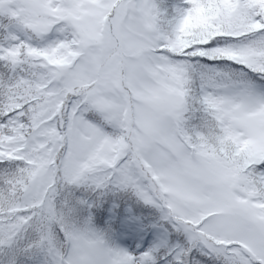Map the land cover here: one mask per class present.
Returning a JSON list of instances; mask_svg holds the SVG:
<instances>
[{
    "label": "snow or ice",
    "instance_id": "snow-or-ice-1",
    "mask_svg": "<svg viewBox=\"0 0 264 264\" xmlns=\"http://www.w3.org/2000/svg\"><path fill=\"white\" fill-rule=\"evenodd\" d=\"M0 264H264V0H0Z\"/></svg>",
    "mask_w": 264,
    "mask_h": 264
}]
</instances>
